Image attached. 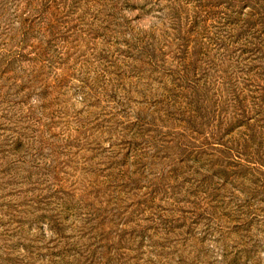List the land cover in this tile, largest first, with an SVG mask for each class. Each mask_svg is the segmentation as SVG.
Instances as JSON below:
<instances>
[{"label":"rangeland","instance_id":"obj_1","mask_svg":"<svg viewBox=\"0 0 264 264\" xmlns=\"http://www.w3.org/2000/svg\"><path fill=\"white\" fill-rule=\"evenodd\" d=\"M0 264H264V0H0Z\"/></svg>","mask_w":264,"mask_h":264}]
</instances>
